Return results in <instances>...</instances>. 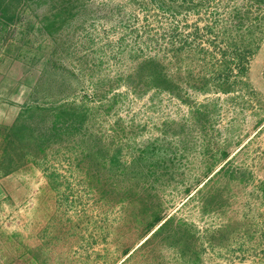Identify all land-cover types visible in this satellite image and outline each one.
Returning <instances> with one entry per match:
<instances>
[{
  "label": "rangeland",
  "instance_id": "1",
  "mask_svg": "<svg viewBox=\"0 0 264 264\" xmlns=\"http://www.w3.org/2000/svg\"><path fill=\"white\" fill-rule=\"evenodd\" d=\"M25 1L2 4L0 264H264V0H55L51 39Z\"/></svg>",
  "mask_w": 264,
  "mask_h": 264
},
{
  "label": "flooded vegetation",
  "instance_id": "2",
  "mask_svg": "<svg viewBox=\"0 0 264 264\" xmlns=\"http://www.w3.org/2000/svg\"><path fill=\"white\" fill-rule=\"evenodd\" d=\"M53 1H55V0H26L25 1L30 6H34V8L37 11L36 12L38 15L37 21H36V24L34 22L32 29L38 33H41L45 37H47L46 35H48L47 38H50V39L53 38L55 36V34H57L56 32L59 29H61V27H62V22L66 23V20L68 21V17H69L68 14L66 17H64L65 16L64 15L63 16L64 18L62 19L61 24H59L58 19H61V18H55L54 16H52V14L50 15V13H49V9H50L51 5L53 4ZM54 6H55V4H54ZM3 34H5V33H3ZM1 36H3V35H1ZM35 45H37V42H35ZM28 46H30L29 47L30 48L29 53H33V56H27L28 60L23 59V60H25V62L20 60L21 61L20 63L24 64V66L21 65V67H25V68L29 69V67L31 66V68H33L32 72L34 74H36V72L37 73L42 72V74L44 73L45 75L46 74H52V75L57 74L56 72H58L57 70L60 69L61 62H58L57 59H55L52 54H50L46 51L42 52L40 49L39 50L35 49V47H34V45H32V43H29ZM37 52L39 54H37ZM37 55L43 56L42 62L39 63L37 61L39 63V65L36 63ZM33 63H36L35 66H32ZM40 67L41 68L43 67V70H41ZM22 70H23V68H22ZM22 78H25V82L31 85L30 90H28L31 97L42 92L43 89H42V86L40 85L39 81L34 82L33 78L30 81H29L30 78H26V77H22ZM27 99H31V98H27ZM74 117H77V116L67 117L65 114L63 116L59 115L58 118L56 116H54V119L55 118L59 119L58 123L57 122L52 123L51 128H49L47 130L48 133L46 132L47 134H43V136H48V134L52 133V131H54V130H55V133L58 134L61 127L63 126L62 124H64L65 121L68 122L66 125L69 126L70 128L65 127L64 131H67L69 133L74 132L75 131L74 123H73V120H71V119H74ZM42 118L44 119L45 117H42ZM54 119H52L51 122ZM69 121H71V122L69 123Z\"/></svg>",
  "mask_w": 264,
  "mask_h": 264
},
{
  "label": "trees",
  "instance_id": "3",
  "mask_svg": "<svg viewBox=\"0 0 264 264\" xmlns=\"http://www.w3.org/2000/svg\"><path fill=\"white\" fill-rule=\"evenodd\" d=\"M4 0H0V31H3L5 28V24L7 23H11V22H15V20H18V17H16L15 15H8L6 8H3L2 4H3ZM150 63V62H149ZM151 76V83L155 86L158 87H163V88H171L172 84L170 82V78L167 77L166 75L163 74V72L159 69L156 68L153 72H149L148 73ZM159 219V218H158ZM160 225L158 226V228L156 229L155 232H153L152 236H150L145 242L147 243L148 240L151 237H155L158 236L164 232H177V230L183 226V220H177L176 217L174 216H170L168 218H164L163 220L161 219L160 221ZM130 256V255H129Z\"/></svg>",
  "mask_w": 264,
  "mask_h": 264
},
{
  "label": "crops",
  "instance_id": "4",
  "mask_svg": "<svg viewBox=\"0 0 264 264\" xmlns=\"http://www.w3.org/2000/svg\"><path fill=\"white\" fill-rule=\"evenodd\" d=\"M163 219H164V218H163ZM163 219H162V220H163Z\"/></svg>",
  "mask_w": 264,
  "mask_h": 264
}]
</instances>
